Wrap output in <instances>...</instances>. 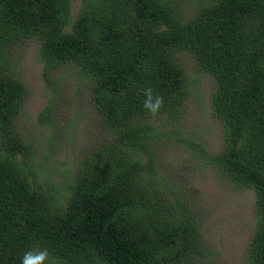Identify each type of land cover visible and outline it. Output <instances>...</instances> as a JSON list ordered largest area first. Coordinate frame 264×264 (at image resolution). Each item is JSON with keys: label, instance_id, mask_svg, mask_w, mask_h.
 Here are the masks:
<instances>
[{"label": "trees", "instance_id": "obj_1", "mask_svg": "<svg viewBox=\"0 0 264 264\" xmlns=\"http://www.w3.org/2000/svg\"><path fill=\"white\" fill-rule=\"evenodd\" d=\"M70 2L0 0V54L36 39L52 90L51 71L72 64L108 138L77 160L60 203L16 159L27 154L12 132L26 88L0 65V264H20L29 249H47L62 264H195L211 253L180 191L164 193L152 175L153 143L173 132L158 130L153 118L187 95L180 51L214 78L209 108L222 146L202 151L204 162L253 189L245 258L264 264V0H196L185 17L172 0H79L74 16ZM149 87L164 97L155 117L143 108Z\"/></svg>", "mask_w": 264, "mask_h": 264}, {"label": "rangeland", "instance_id": "obj_2", "mask_svg": "<svg viewBox=\"0 0 264 264\" xmlns=\"http://www.w3.org/2000/svg\"><path fill=\"white\" fill-rule=\"evenodd\" d=\"M195 1L172 0L183 17ZM78 4L79 0H71L72 16ZM38 45L34 38L14 41L1 50L0 65L26 88L12 132L27 154H17L16 159L30 179L50 188L63 203L77 160L105 141L108 132L95 111L89 85L72 64L51 71L54 90L46 85ZM175 60L185 74L187 95L171 114L153 118L158 130L173 128V132L153 143L152 175L165 183L164 193L179 190L183 204L196 218L201 244L211 253L197 257L195 264H248L245 249L254 229V191L230 183L204 162L202 152L214 153L222 146V125L209 108L214 78L198 70L183 51L175 53ZM48 103L50 110L40 120L38 113ZM44 264L62 263L48 257Z\"/></svg>", "mask_w": 264, "mask_h": 264}, {"label": "clouds", "instance_id": "obj_3", "mask_svg": "<svg viewBox=\"0 0 264 264\" xmlns=\"http://www.w3.org/2000/svg\"><path fill=\"white\" fill-rule=\"evenodd\" d=\"M143 91L145 97L143 108L147 110L151 116L155 117L164 106V97L159 93L154 95V90L150 87L145 88ZM48 255L47 249L39 251L29 249L23 254L20 264H44Z\"/></svg>", "mask_w": 264, "mask_h": 264}]
</instances>
